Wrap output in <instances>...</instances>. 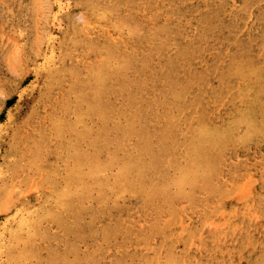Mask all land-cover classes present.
<instances>
[{"label":"rangeland","instance_id":"1","mask_svg":"<svg viewBox=\"0 0 264 264\" xmlns=\"http://www.w3.org/2000/svg\"><path fill=\"white\" fill-rule=\"evenodd\" d=\"M263 123L264 0H0V264H264Z\"/></svg>","mask_w":264,"mask_h":264},{"label":"bare ground","instance_id":"2","mask_svg":"<svg viewBox=\"0 0 264 264\" xmlns=\"http://www.w3.org/2000/svg\"><path fill=\"white\" fill-rule=\"evenodd\" d=\"M175 19H176V18H175ZM245 24H246V23H245ZM105 26H106V25H105ZM123 29H124V28H123ZM154 58H155V57H154ZM154 58H153V59H154ZM225 65H226V64H225ZM239 65H240V64H239ZM241 65H242V64H241ZM150 66H151V65H150ZM116 71H117V70H116ZM226 79H227V78H226ZM226 83H227V82H226ZM130 86H131V85H130ZM242 86H243V85H242ZM256 110H257V109H256ZM136 111H137V110H136ZM250 113H251V112H250ZM256 113H257V112H256ZM121 116H122V115H121ZM262 122H263V121H262ZM263 124H264V123H263ZM241 128H243V127H241ZM163 156H164V155H163ZM110 160H111V159H110ZM202 171H203V170H202ZM125 173H126V172H125ZM204 176H205V175H204ZM253 179H254V178H253ZM245 180H246V179H245ZM246 181H247V180H246ZM249 181H250V180H249ZM253 182H254V181H253ZM103 183H104V182H103ZM249 183H250V182H249ZM255 183H256V182H255ZM242 184H243V183H242ZM249 188H250V187H249ZM133 189H134V188H133ZM244 189H245V188H244ZM100 192H101V191H100ZM129 192H130V191H129ZM241 192H242V189H241ZM243 192H244V190H243ZM243 192H242V193H243ZM71 193H72V192H71ZM243 194H244V193H243ZM241 195H242V194H240V196H241ZM65 196H66V195H65ZM58 197H59V196H58ZM237 198H238V197H237ZM242 198H243V197H242ZM244 198H245V197H244ZM244 198H243V199H244ZM239 200H240V198H239ZM234 201H235V200H234ZM178 204H179V203H178ZM108 205H109V204H108ZM4 210H5V208H4ZM30 220H31V219H30ZM22 221H23V220H22ZM22 221H21V222H22ZM90 223H91V222H90ZM105 228H106V227H105ZM21 235H22V234H21ZM29 238H30V237H29ZM156 238H157V237H156ZM134 249H135V248H134Z\"/></svg>","mask_w":264,"mask_h":264}]
</instances>
